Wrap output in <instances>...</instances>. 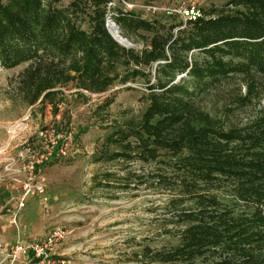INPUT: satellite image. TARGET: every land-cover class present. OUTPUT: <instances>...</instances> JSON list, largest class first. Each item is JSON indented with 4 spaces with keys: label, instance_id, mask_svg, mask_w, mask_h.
Returning <instances> with one entry per match:
<instances>
[{
    "label": "trees",
    "instance_id": "16d2710c",
    "mask_svg": "<svg viewBox=\"0 0 264 264\" xmlns=\"http://www.w3.org/2000/svg\"><path fill=\"white\" fill-rule=\"evenodd\" d=\"M111 2L0 0V68L27 64L10 84L13 101L49 105L57 114L63 91L87 103L86 94L141 82L144 112L107 125L95 159L156 165L145 180L105 172L96 183L131 191L146 185L169 196L163 210L173 227L163 234L175 242L145 247L138 260L264 264V0H227L169 25ZM110 13L139 50L110 35ZM221 86L229 87L222 97ZM113 101L105 99L93 114L101 117ZM63 142L56 140L53 157Z\"/></svg>",
    "mask_w": 264,
    "mask_h": 264
},
{
    "label": "rangeland",
    "instance_id": "374dc122",
    "mask_svg": "<svg viewBox=\"0 0 264 264\" xmlns=\"http://www.w3.org/2000/svg\"><path fill=\"white\" fill-rule=\"evenodd\" d=\"M69 1L61 0L60 4L65 6ZM123 1L134 7L126 8L122 0H114V6L167 25L191 18L198 9L220 7L227 2ZM148 5L165 11L151 14L146 11ZM120 35L139 50V42ZM195 57L202 59L197 54ZM26 66L0 68V264H29L22 255L15 260L9 258V248L16 243L39 242L57 230L64 232V238L51 247L50 260L55 264H143L138 259L145 247L158 250L174 244V239L163 234L173 227L166 222L168 216L163 210L169 197L166 193L146 185L124 190L116 182L110 189L96 187L105 172L123 177L130 171L145 180L155 170L156 165L139 161L127 166L95 161L105 135L111 131L107 125L141 117L146 108L140 99L144 93L142 83L114 85L102 94H86L87 103L71 97L72 91H63L66 101L54 114L49 105L41 109L39 105L24 107L13 101L10 84ZM237 80L232 79L230 84ZM228 89L219 88L221 97ZM216 97L214 91L207 100L211 102ZM107 98L114 99L107 112L101 117L93 114ZM24 116H28L25 122ZM53 129H61L59 140L64 139L56 157L49 148V142L54 140ZM28 183L40 185L42 193L25 194L23 188Z\"/></svg>",
    "mask_w": 264,
    "mask_h": 264
},
{
    "label": "built area",
    "instance_id": "2783aa9c",
    "mask_svg": "<svg viewBox=\"0 0 264 264\" xmlns=\"http://www.w3.org/2000/svg\"><path fill=\"white\" fill-rule=\"evenodd\" d=\"M122 4L128 8L132 9L134 7L133 4H130L128 2H125L122 0ZM114 2H111L108 4V7H113ZM146 11L151 14H158L160 12L165 11L164 8L157 7L155 5H148L146 7ZM112 14L110 13L106 17V27L109 29V24H113L111 20ZM114 25V24H113ZM28 120V116H24L22 121L25 122ZM54 136V140L49 142V148L52 150L56 145V140L59 139V134L55 135L54 131L52 132ZM24 191L25 194L33 193L34 191H37L38 193H42V187L40 185H30L25 184L24 185ZM64 238V232L62 230L54 231L53 233H50L44 239H42L39 242L31 243L28 245L16 243L13 246L9 248V258H12L15 260V258L19 255H22L24 257L25 262L29 264H55L54 260L51 259V247L53 244L57 243L58 241H61Z\"/></svg>",
    "mask_w": 264,
    "mask_h": 264
},
{
    "label": "bare ground",
    "instance_id": "6f19581e",
    "mask_svg": "<svg viewBox=\"0 0 264 264\" xmlns=\"http://www.w3.org/2000/svg\"><path fill=\"white\" fill-rule=\"evenodd\" d=\"M108 27H109L110 31L112 32V34L117 38V40H119L121 43H125V41H123L124 38L120 35V33L116 29L115 25L109 24Z\"/></svg>",
    "mask_w": 264,
    "mask_h": 264
},
{
    "label": "water",
    "instance_id": "95a60500",
    "mask_svg": "<svg viewBox=\"0 0 264 264\" xmlns=\"http://www.w3.org/2000/svg\"><path fill=\"white\" fill-rule=\"evenodd\" d=\"M114 24V23H113ZM115 25V24H114ZM116 29L118 30V27L115 25ZM110 35L114 38V40L116 42H118L121 46L123 47H132V44L130 42H128L126 39H123V41H125V43H121L119 40H117V38L112 34V32L110 31V29H108ZM120 38V37H119Z\"/></svg>",
    "mask_w": 264,
    "mask_h": 264
}]
</instances>
